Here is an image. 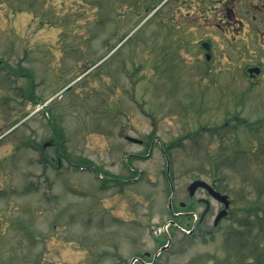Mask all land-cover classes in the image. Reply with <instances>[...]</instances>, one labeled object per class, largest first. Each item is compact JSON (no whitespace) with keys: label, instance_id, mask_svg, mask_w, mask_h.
<instances>
[{"label":"rangeland","instance_id":"1","mask_svg":"<svg viewBox=\"0 0 264 264\" xmlns=\"http://www.w3.org/2000/svg\"><path fill=\"white\" fill-rule=\"evenodd\" d=\"M216 2L0 0V264H264V54L200 61Z\"/></svg>","mask_w":264,"mask_h":264},{"label":"flooded vegetation","instance_id":"2","mask_svg":"<svg viewBox=\"0 0 264 264\" xmlns=\"http://www.w3.org/2000/svg\"><path fill=\"white\" fill-rule=\"evenodd\" d=\"M241 1L217 0L212 38L202 41L200 46L196 45L198 56L201 51H204L202 53L204 54L203 60L200 61H207L209 64L214 62L212 64L214 71L224 70L229 63L234 65L235 60H239L244 55L249 59L250 53L253 51L259 52L256 58L260 54H264V0H249V2L239 4ZM201 58L198 57V60ZM228 68L230 69V67ZM241 72L244 78L250 79L253 83L264 77V55L259 58L258 63L246 64ZM213 186L218 190L216 182L213 183ZM194 194L190 196H194ZM206 201L210 202L209 206ZM197 202L204 204L205 210L209 207L208 212H210L212 208L210 199L200 198ZM191 205L194 207L191 203L188 205V209ZM181 206H186V204L182 203ZM191 214H194V211L186 213L174 211L172 216L176 219L180 217L190 218ZM194 234L195 231L191 235H186L192 237Z\"/></svg>","mask_w":264,"mask_h":264},{"label":"water","instance_id":"3","mask_svg":"<svg viewBox=\"0 0 264 264\" xmlns=\"http://www.w3.org/2000/svg\"><path fill=\"white\" fill-rule=\"evenodd\" d=\"M198 188H204L205 190L208 191V193L210 194L211 197H213L217 201L224 204L225 208L219 213V215L217 216V218L215 220V225H217L222 218H224L225 216L228 215V209L231 205V201H230L229 197L227 195L221 194L220 192L216 191L210 184H208L204 180H196L188 186V191H189L190 195H193ZM206 203L209 206V204H210L209 201H206ZM208 209H209V207L204 212L203 217L208 212ZM167 248H168V246L164 247L162 249V251L166 250Z\"/></svg>","mask_w":264,"mask_h":264},{"label":"trees","instance_id":"4","mask_svg":"<svg viewBox=\"0 0 264 264\" xmlns=\"http://www.w3.org/2000/svg\"><path fill=\"white\" fill-rule=\"evenodd\" d=\"M189 211H194L195 210V207H193L192 205H191V207L188 209ZM235 233H237V232H235Z\"/></svg>","mask_w":264,"mask_h":264}]
</instances>
